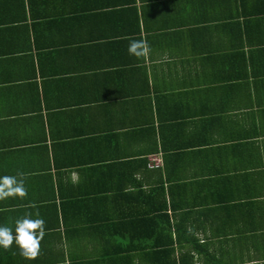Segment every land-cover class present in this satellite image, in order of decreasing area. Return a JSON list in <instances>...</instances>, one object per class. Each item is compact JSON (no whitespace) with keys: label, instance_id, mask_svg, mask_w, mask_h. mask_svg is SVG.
I'll return each instance as SVG.
<instances>
[{"label":"crops","instance_id":"obj_1","mask_svg":"<svg viewBox=\"0 0 264 264\" xmlns=\"http://www.w3.org/2000/svg\"><path fill=\"white\" fill-rule=\"evenodd\" d=\"M18 172L0 226L31 213L45 235L0 264H264V0H0Z\"/></svg>","mask_w":264,"mask_h":264},{"label":"clouds","instance_id":"obj_2","mask_svg":"<svg viewBox=\"0 0 264 264\" xmlns=\"http://www.w3.org/2000/svg\"><path fill=\"white\" fill-rule=\"evenodd\" d=\"M150 46L144 40H131L128 53L137 60L148 55ZM25 174L0 176V201L9 198H23L27 195ZM45 235V221L42 218L33 219L31 213L15 221V229L0 226V248L9 250L15 244L19 254L25 259L34 260L40 254V243Z\"/></svg>","mask_w":264,"mask_h":264},{"label":"built area","instance_id":"obj_3","mask_svg":"<svg viewBox=\"0 0 264 264\" xmlns=\"http://www.w3.org/2000/svg\"><path fill=\"white\" fill-rule=\"evenodd\" d=\"M163 164V158L160 154H151L148 157L147 166L151 169H156L161 167Z\"/></svg>","mask_w":264,"mask_h":264},{"label":"trees","instance_id":"obj_4","mask_svg":"<svg viewBox=\"0 0 264 264\" xmlns=\"http://www.w3.org/2000/svg\"><path fill=\"white\" fill-rule=\"evenodd\" d=\"M148 167V166H147Z\"/></svg>","mask_w":264,"mask_h":264}]
</instances>
